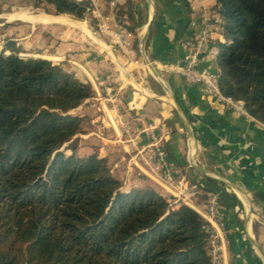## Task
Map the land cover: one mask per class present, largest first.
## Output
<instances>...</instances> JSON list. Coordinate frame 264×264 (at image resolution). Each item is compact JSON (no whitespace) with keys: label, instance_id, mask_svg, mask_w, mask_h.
I'll return each mask as SVG.
<instances>
[{"label":"trees","instance_id":"obj_1","mask_svg":"<svg viewBox=\"0 0 264 264\" xmlns=\"http://www.w3.org/2000/svg\"><path fill=\"white\" fill-rule=\"evenodd\" d=\"M36 1L96 27L91 0ZM215 1L225 37L216 42L214 58L219 90L241 100L264 123V0ZM124 13L122 27L136 34L147 7L137 9L127 0ZM138 42L133 40L136 49ZM5 48L8 54L0 52V264H210L207 222L195 209L170 206L153 186L124 190L106 157L61 149L82 131V116L70 110L94 94L91 84L59 63L17 55L11 41ZM201 180L198 197L217 192L226 229L239 199L223 181Z\"/></svg>","mask_w":264,"mask_h":264},{"label":"crops","instance_id":"obj_2","mask_svg":"<svg viewBox=\"0 0 264 264\" xmlns=\"http://www.w3.org/2000/svg\"><path fill=\"white\" fill-rule=\"evenodd\" d=\"M130 1L137 9L147 7L146 23L153 12L147 48L140 43L142 25L129 39L131 46L137 38L138 49H135L141 55L143 49L149 57L154 55L169 62L178 60L182 55L180 40L189 21L197 17L200 1ZM31 3L0 0V28L7 30L9 26L10 37H16L11 39L28 51V55L59 63L91 84L94 94L70 110L83 118L82 131L78 133L82 144L76 152H96L106 157L124 190L153 186L163 192L140 151L147 142L146 132L129 140L122 129L123 118L134 127H141L139 120H145L161 134L166 154L176 164L178 177L198 183L202 182V176L215 178L190 166L193 160L223 176L231 184L223 181L225 186L239 199L240 205L234 206L232 217L227 218L226 229H220L219 264H264L253 244L255 241L264 250V198L257 196V192L264 196V125L238 114L201 87L187 84L179 75L158 72L159 77L148 75L141 79L140 73L125 63L120 48L100 29L104 23L108 30H125L120 20L125 17L127 0H91V13L99 23L97 29L87 18L56 14L49 5L44 10L34 8ZM214 65L209 56L200 61L201 67ZM143 82L147 86L145 96L137 99L135 108H128L134 88ZM202 200L198 196L194 199L198 208Z\"/></svg>","mask_w":264,"mask_h":264},{"label":"built area","instance_id":"obj_3","mask_svg":"<svg viewBox=\"0 0 264 264\" xmlns=\"http://www.w3.org/2000/svg\"><path fill=\"white\" fill-rule=\"evenodd\" d=\"M199 1L200 11L197 17L189 21L188 27L179 43L182 55L176 61H162L154 55L146 56L147 59H144L143 55L130 44L131 32L127 30L111 31L107 29L104 23L100 24V29L104 30L112 43L120 48L122 55L125 57V63H128L132 70L140 73L141 79H145L148 75L154 76L151 67L158 72L179 75L187 84L201 87L207 94L225 102L238 114L260 125H264V123L258 121L247 112L241 100L233 99L220 92L216 64L214 67L200 66V61L204 56H209L215 63L216 42L225 41V37L222 33V22L217 11L216 1ZM96 27L99 28L98 22ZM138 54L141 57H138ZM146 90L147 86L144 82L138 88H134L131 98L127 102V107L135 108L137 99L145 96ZM121 121L123 132L128 135L129 140H134L142 131L146 132L147 142L140 148V151L144 154V163L158 178L163 194L170 206H177L180 203L187 204L195 209L207 222V250L210 256V264H219L221 257L220 229L223 228V223L221 221L217 192L205 191L201 206L198 208L194 199L203 191L198 187V182H191L186 180L184 176H177L176 164L167 156L162 144L161 134L154 130L155 126L147 124L143 119L139 120L141 121V127L132 126L129 120L125 118L121 119ZM131 134L133 135L130 136ZM225 189L230 192L229 187L225 186Z\"/></svg>","mask_w":264,"mask_h":264},{"label":"rangeland","instance_id":"obj_4","mask_svg":"<svg viewBox=\"0 0 264 264\" xmlns=\"http://www.w3.org/2000/svg\"><path fill=\"white\" fill-rule=\"evenodd\" d=\"M30 2H32L31 4L33 5L34 8H35V7H38V8H40V9L47 10V9H46L47 6H44L43 3H41V2L38 3L36 0H30ZM134 4H135V3H134ZM143 7H145V5L142 6L141 8H143ZM145 16H146V18H147L148 13H145ZM0 23H1V21H0ZM145 23H146V22H145ZM145 23H144V24H145ZM96 24H97V21H96ZM144 24H143V25H144ZM143 25L140 26V28H139V30H140L141 32L144 30V29H143ZM94 28L97 29V27H94ZM9 31L11 32L9 26H8L7 30H5V29H1V28H0V52L6 53V54L9 53V50L5 48V43L11 41V42H13V43L15 44V41H13V39L16 38L15 36L10 37V36H11V33H9ZM11 38H13V39H11ZM15 46H17V47L19 48V50L16 52L17 55H19V56H21V57H35L34 55H28L29 52L26 51V50H22L21 46L16 45V44H15ZM138 57H141V56L138 54ZM142 57H143V56H142ZM78 133H79V132L75 133V134L71 137V139H70L69 141L65 142V143L63 144V146L61 147V149H62L65 153H69L71 148H75V150H77V148H79L80 144H82V139H80V137L78 136ZM65 148H66V149H65ZM121 188H122V185H121Z\"/></svg>","mask_w":264,"mask_h":264},{"label":"water","instance_id":"obj_5","mask_svg":"<svg viewBox=\"0 0 264 264\" xmlns=\"http://www.w3.org/2000/svg\"><path fill=\"white\" fill-rule=\"evenodd\" d=\"M152 21H153V12L151 13L150 18L148 19L147 23L145 24L144 33H143V35H142V37H141V39H140V43H141V46H142V47H143V44H144L145 38H146V36H147V34H148L150 28H151ZM141 52H142V55H143L144 59H147L143 49H141ZM151 69H152V71H153V73H154L155 76H158V77L160 76L157 70H155V69L152 68V67H151ZM191 135H192V134H191ZM190 166H192L193 168H195V169H197V170H199L200 172H203V173H205V174L213 175L215 178L224 181V182L227 183L228 185H231V184H230V183H229V182H228L223 176H221V175H219V174H216V173H212V172L209 171L208 169H206V168H204V167L198 165L197 163H195L193 160L191 161ZM232 186H233V185H232ZM233 188H234V187H233ZM235 190H238V191L241 192V190H239V189H237V188H235ZM253 244H254L255 248L257 249V251L259 252V254H260V256H261V258H262V260H263V262H264V250H263V249L259 246V244H257L255 241H253Z\"/></svg>","mask_w":264,"mask_h":264}]
</instances>
